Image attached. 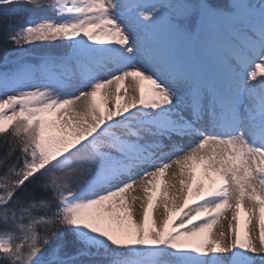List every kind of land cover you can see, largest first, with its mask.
Masks as SVG:
<instances>
[{
	"label": "snow or ice",
	"instance_id": "obj_1",
	"mask_svg": "<svg viewBox=\"0 0 264 264\" xmlns=\"http://www.w3.org/2000/svg\"><path fill=\"white\" fill-rule=\"evenodd\" d=\"M0 9V264H264V0Z\"/></svg>",
	"mask_w": 264,
	"mask_h": 264
},
{
	"label": "trees",
	"instance_id": "obj_2",
	"mask_svg": "<svg viewBox=\"0 0 264 264\" xmlns=\"http://www.w3.org/2000/svg\"><path fill=\"white\" fill-rule=\"evenodd\" d=\"M10 9H0V14H2L5 11H9ZM6 50L3 48H0V66H2L5 61H4V57L6 56ZM6 150V146L3 144V139L2 136H0V156L4 155V152Z\"/></svg>",
	"mask_w": 264,
	"mask_h": 264
},
{
	"label": "bare ground",
	"instance_id": "obj_3",
	"mask_svg": "<svg viewBox=\"0 0 264 264\" xmlns=\"http://www.w3.org/2000/svg\"><path fill=\"white\" fill-rule=\"evenodd\" d=\"M121 96H123V92H121ZM99 99H100V97L98 98V101H99ZM113 99H114V98H113ZM155 214H156V215H159V210H157ZM230 216H231V215H230ZM230 216H229V218H230ZM221 222L224 223V224H225V227H226V221H224V220L222 219Z\"/></svg>",
	"mask_w": 264,
	"mask_h": 264
},
{
	"label": "rangeland",
	"instance_id": "obj_4",
	"mask_svg": "<svg viewBox=\"0 0 264 264\" xmlns=\"http://www.w3.org/2000/svg\"><path fill=\"white\" fill-rule=\"evenodd\" d=\"M98 98H99V96L97 97V100H98ZM231 215V213L229 212L228 213V216H230ZM242 219H243V214H242V217H241ZM223 219V218H222Z\"/></svg>",
	"mask_w": 264,
	"mask_h": 264
}]
</instances>
